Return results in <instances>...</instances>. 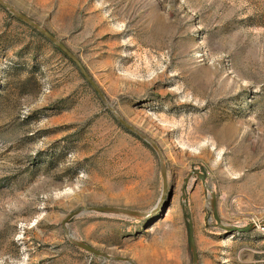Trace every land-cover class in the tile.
Segmentation results:
<instances>
[{"label": "rangeland", "instance_id": "rangeland-1", "mask_svg": "<svg viewBox=\"0 0 264 264\" xmlns=\"http://www.w3.org/2000/svg\"><path fill=\"white\" fill-rule=\"evenodd\" d=\"M2 1L0 264H264V0Z\"/></svg>", "mask_w": 264, "mask_h": 264}, {"label": "water", "instance_id": "water-1", "mask_svg": "<svg viewBox=\"0 0 264 264\" xmlns=\"http://www.w3.org/2000/svg\"><path fill=\"white\" fill-rule=\"evenodd\" d=\"M0 5L3 6L5 9H7L13 16L17 17L18 19H20L21 21H23L24 23H26L27 25L31 26L32 28H34L35 30H37L40 34H42L45 38H47L50 42H52L63 54H65L67 56V58H69L78 68V70L80 71V73L82 74V76L84 77V79L91 85V87L98 93V95L102 98V100H104V98L102 97L99 89L97 88V86L94 84V82L92 81V79L90 78V76L88 75V73L86 72V70L84 69V67L82 66L81 62L73 55L71 54L67 48L61 44L52 34H50L47 30H45L44 28H42L41 26H39L38 24H36L35 22H33L31 19H29L27 16L17 12L14 8H12L9 4L3 2L2 0H0ZM107 107L109 108V110L113 113L116 121L123 127H125L128 131L136 134L139 138H141L142 140H144L146 143H148L151 148H153V150L156 152L158 158H159V162H160V169H161V173L162 176L164 177V165L162 162V158L160 155V152L158 151L157 147L155 146V144L153 142H151L148 138H146L144 135H142L141 133H139L137 130H135L134 128H132L131 126H129L125 121H123L113 110L112 108L106 103ZM197 175V177L203 181V175L199 174V173H195ZM211 204H212V216L214 218V220L216 221V225L223 229V230H227L229 232H236V233H242L245 232V230L248 229H244V230H240V229H236V228H230L227 226H224L222 224H220V221L216 215V211H215V207L213 206V198L212 200H210ZM165 210V209H164ZM85 212H100V213H114V214H123V215H127L130 217H145L146 214L135 211V210H130V209H126V208H122V207H112V206H95V207H87V208H79L77 210H75L74 212L69 213L61 222V226L63 227L65 234L68 238V240L70 241L71 244H73L74 246H77L93 255H97L100 256L104 259L110 260V261H125L128 262L129 264H134L129 258H124V257H119V256H110L100 250H97L96 248H93L92 246L78 241L76 239H74L71 234L67 231V229L65 228V223L69 220V218H71L74 215L77 214H82ZM189 247L191 250V255H192V264H197L196 262V251H195V246H194V242H193V237H192V231L190 230L189 233Z\"/></svg>", "mask_w": 264, "mask_h": 264}, {"label": "built area", "instance_id": "built-area-1", "mask_svg": "<svg viewBox=\"0 0 264 264\" xmlns=\"http://www.w3.org/2000/svg\"><path fill=\"white\" fill-rule=\"evenodd\" d=\"M252 221H253L252 223L255 224L254 220H252ZM255 225H256V224H255ZM256 226L258 227V225H256Z\"/></svg>", "mask_w": 264, "mask_h": 264}]
</instances>
